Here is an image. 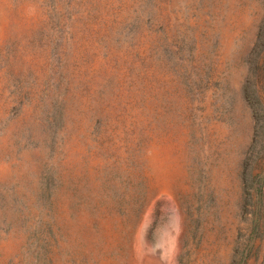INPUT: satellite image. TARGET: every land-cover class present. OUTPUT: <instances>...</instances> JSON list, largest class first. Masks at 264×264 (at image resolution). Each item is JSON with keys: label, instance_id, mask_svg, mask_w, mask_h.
<instances>
[{"label": "rangeland", "instance_id": "rangeland-1", "mask_svg": "<svg viewBox=\"0 0 264 264\" xmlns=\"http://www.w3.org/2000/svg\"><path fill=\"white\" fill-rule=\"evenodd\" d=\"M0 264H264V0H0Z\"/></svg>", "mask_w": 264, "mask_h": 264}, {"label": "trees", "instance_id": "trees-1", "mask_svg": "<svg viewBox=\"0 0 264 264\" xmlns=\"http://www.w3.org/2000/svg\"><path fill=\"white\" fill-rule=\"evenodd\" d=\"M254 176H252V178H253Z\"/></svg>", "mask_w": 264, "mask_h": 264}]
</instances>
